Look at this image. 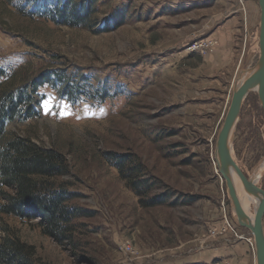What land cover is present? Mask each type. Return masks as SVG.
Listing matches in <instances>:
<instances>
[{
    "label": "rangeland",
    "instance_id": "1",
    "mask_svg": "<svg viewBox=\"0 0 264 264\" xmlns=\"http://www.w3.org/2000/svg\"><path fill=\"white\" fill-rule=\"evenodd\" d=\"M29 1L0 0V87L59 70L88 93L69 99L63 81L44 84L31 93L33 115L6 130L65 155L70 172L57 181L84 214L60 239L38 216L0 213V239L19 238L31 264H257L215 149L238 81L260 57L259 0H94L91 28L30 16ZM204 39L217 42L214 51L192 48ZM232 148L248 176L264 162L259 87ZM108 153L133 155L166 202L143 206ZM258 181L264 189V173ZM226 217L244 238L222 230Z\"/></svg>",
    "mask_w": 264,
    "mask_h": 264
},
{
    "label": "trees",
    "instance_id": "2",
    "mask_svg": "<svg viewBox=\"0 0 264 264\" xmlns=\"http://www.w3.org/2000/svg\"><path fill=\"white\" fill-rule=\"evenodd\" d=\"M30 1L27 4L31 6L30 16L72 27L91 28L96 24L94 0ZM117 18V25L120 26L122 14L118 13ZM65 78L64 73L55 70L29 83L0 87V213L22 219L38 216L43 232L60 239L68 237L73 220L84 214L69 204L75 194L67 189L66 184L57 181L69 174L68 161L57 149L44 148L27 137L9 135L6 123L17 116L28 115L29 118L33 115L31 93L38 94L44 84L56 88L57 81H63L62 92L69 99L88 93L85 85ZM107 159L113 162L127 186L140 197L143 206L166 202L163 194L152 196L153 184L145 178L144 166L133 155L108 153ZM26 247L19 238L3 237L0 239V264H31Z\"/></svg>",
    "mask_w": 264,
    "mask_h": 264
},
{
    "label": "water",
    "instance_id": "3",
    "mask_svg": "<svg viewBox=\"0 0 264 264\" xmlns=\"http://www.w3.org/2000/svg\"><path fill=\"white\" fill-rule=\"evenodd\" d=\"M259 6L261 11L260 57L255 66L250 69L241 87L238 90L235 89L233 93L230 107L218 134L215 164L222 179L226 182L228 194L233 205V212L236 215V222L250 230L254 238L257 264H264V189L240 168L234 159L233 148L230 145L231 133L233 129L235 130L244 101L254 88L259 87L260 96L264 104V0H259ZM233 172L239 177L245 192L251 199H256L258 202L253 221L242 206L232 177Z\"/></svg>",
    "mask_w": 264,
    "mask_h": 264
},
{
    "label": "bare ground",
    "instance_id": "4",
    "mask_svg": "<svg viewBox=\"0 0 264 264\" xmlns=\"http://www.w3.org/2000/svg\"><path fill=\"white\" fill-rule=\"evenodd\" d=\"M249 71H246L243 73V75L240 77L237 85V90L241 87L242 83L247 78V75L249 74ZM234 129L232 130L231 137H230V145H232V136H233ZM264 173V162L259 166V168L255 171L254 175L250 176L252 177L256 182H259L258 180ZM233 179L234 184L237 189L239 198L242 202V206L244 207L245 211L248 213V215L251 217V220L253 221L255 216L256 207L258 205V202L256 199H251L250 196L245 192L244 187L242 185V182L240 181L239 177L235 172H233ZM254 207V213L251 212L252 208ZM257 262V258H256Z\"/></svg>",
    "mask_w": 264,
    "mask_h": 264
},
{
    "label": "built area",
    "instance_id": "5",
    "mask_svg": "<svg viewBox=\"0 0 264 264\" xmlns=\"http://www.w3.org/2000/svg\"><path fill=\"white\" fill-rule=\"evenodd\" d=\"M216 41L214 39H204L200 42L194 43L192 45V48L195 50H199L200 52L203 53H210L212 51H214V47L216 45ZM222 230L226 231L227 229H232L235 233V229L232 225V223L229 221V219L226 217L225 223L223 224V227H221ZM220 228H214L211 233L213 236L218 235V233H220L222 231ZM236 236L240 237V238H244V236L242 235H238L236 233ZM250 243L252 244V246L254 245L252 239H250ZM254 247V246H253Z\"/></svg>",
    "mask_w": 264,
    "mask_h": 264
}]
</instances>
